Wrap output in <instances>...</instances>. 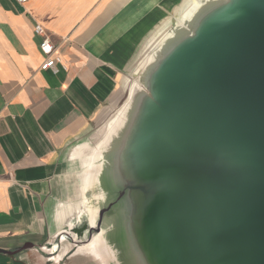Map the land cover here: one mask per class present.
<instances>
[{
  "label": "water",
  "instance_id": "obj_1",
  "mask_svg": "<svg viewBox=\"0 0 264 264\" xmlns=\"http://www.w3.org/2000/svg\"><path fill=\"white\" fill-rule=\"evenodd\" d=\"M231 2L197 11L189 22L193 38L182 32L150 56L143 76L149 95L136 101L137 117L125 132L135 156L131 180L120 188L149 191L144 201L152 204L154 191L164 189L163 212H146L150 226L158 221L149 233L162 263L264 264V0ZM139 155L163 176L143 175ZM79 183L80 174L77 196ZM63 236L27 245L48 264L71 255L103 264L68 246L62 252L66 241L87 243Z\"/></svg>",
  "mask_w": 264,
  "mask_h": 264
},
{
  "label": "crops",
  "instance_id": "obj_2",
  "mask_svg": "<svg viewBox=\"0 0 264 264\" xmlns=\"http://www.w3.org/2000/svg\"><path fill=\"white\" fill-rule=\"evenodd\" d=\"M182 2L0 0V264H48L27 244H42L57 206L77 195L76 151ZM37 24L54 46L47 70ZM56 264L99 263L71 255Z\"/></svg>",
  "mask_w": 264,
  "mask_h": 264
},
{
  "label": "rangeland",
  "instance_id": "obj_3",
  "mask_svg": "<svg viewBox=\"0 0 264 264\" xmlns=\"http://www.w3.org/2000/svg\"><path fill=\"white\" fill-rule=\"evenodd\" d=\"M180 6L168 17L167 25H172L179 17ZM159 27H156L155 32ZM151 39L144 44V51L140 53L138 65L122 75L118 87L121 99L107 104L100 117L93 121L87 142L77 152L76 173H78L77 176L80 174V194L72 198L68 204L55 209L50 216L51 226L42 246L53 241L54 236L69 234L76 242L85 240L87 243L69 244L66 241L62 243V247L60 246L62 252L69 248V253H78L83 251L95 236L101 235L102 231L106 229V237L109 238V235L113 233L114 241L112 244L100 246L98 257L101 256L103 264H166L162 263V259H160L157 244L150 239L149 229L158 231V221L155 225L150 226L152 220L146 217L147 210L150 213H153V210L154 213L163 212V204H167L166 200H162L163 194H165L164 189L154 191L155 198L153 199L154 204H152L151 200L144 201L150 195L149 191L139 190L127 195L128 189L120 188L121 182H116L108 192L105 199L106 204L101 206L104 212L99 225L96 227V223L89 222L88 219L90 209L98 206L97 199L101 191L100 181L104 168L109 166V171L112 172L117 167L116 170L120 171L122 175H126L130 180L133 175L128 162L135 155L127 147L130 142L129 136H126L125 132L127 131L126 125L132 123L137 117V113L135 114L136 101L144 97V94L149 95L143 80L144 66L149 62L150 56L154 58L157 49L161 47L158 45L153 47L150 44ZM161 40H158L160 44L164 41L167 42L168 38ZM145 157V155H139L140 164L138 165L141 167L143 175L158 176L156 178L163 176L164 173L159 170V167L153 166L150 169L147 166L148 162ZM143 202L146 210L142 208ZM112 210L116 211L112 214ZM108 211L111 213L109 214ZM119 215L123 218H118ZM78 216L81 217V223H79ZM90 230L92 237L89 239L87 233Z\"/></svg>",
  "mask_w": 264,
  "mask_h": 264
},
{
  "label": "bare ground",
  "instance_id": "obj_4",
  "mask_svg": "<svg viewBox=\"0 0 264 264\" xmlns=\"http://www.w3.org/2000/svg\"><path fill=\"white\" fill-rule=\"evenodd\" d=\"M214 3H213V2ZM231 1L233 0H190V1H184L183 4H181L179 8V17L175 19L174 23L172 25H167L168 19H166L160 27L157 29V31L154 33L152 39H151V45L154 46H161V44L158 42V40H164L166 37L167 38H176L178 37L182 32H187L190 34L191 38L195 36V33H192L193 31L190 29V20L194 16V14L198 11L201 12L204 10L206 5H213L214 9H222L227 6H230L232 4ZM213 4H212V3ZM187 34V35H188ZM181 39V38H180ZM161 40V41H162ZM146 48V47H145ZM128 124L126 125L127 128ZM128 129V128H127ZM130 129L127 130V132ZM77 152L75 153L74 157L77 156ZM107 169L104 171L102 180L100 181L101 183V191L98 194V199H97V204L98 206L95 208H91L89 212V222H95L97 212H98V207L103 204L105 198L108 195L109 190L113 187V184L116 182L123 181L126 179V176L124 174L122 175L119 171L118 172H110L109 171V166L106 167ZM134 177V181H138V178ZM79 217V223L82 222L81 217ZM110 228V227H109ZM106 229H104L101 233V235H97L93 238L91 243L83 250L87 251V253L93 254L95 257H98L100 255V246L102 244L109 245L113 243V236L111 234L109 235V238L106 237L105 235ZM66 240V237L63 236V240ZM100 249V250H99Z\"/></svg>",
  "mask_w": 264,
  "mask_h": 264
},
{
  "label": "built area",
  "instance_id": "obj_5",
  "mask_svg": "<svg viewBox=\"0 0 264 264\" xmlns=\"http://www.w3.org/2000/svg\"><path fill=\"white\" fill-rule=\"evenodd\" d=\"M18 3H26L27 0H15ZM34 34L42 37V42L39 45L40 51L44 56L45 60L42 63L40 69L47 70L54 66V60L52 59V55L54 53V46L50 43L49 39L46 36L45 30L40 25L34 26Z\"/></svg>",
  "mask_w": 264,
  "mask_h": 264
}]
</instances>
